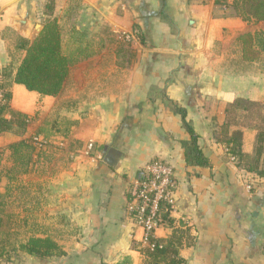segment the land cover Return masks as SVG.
I'll use <instances>...</instances> for the list:
<instances>
[{"label": "crops", "instance_id": "crops-1", "mask_svg": "<svg viewBox=\"0 0 264 264\" xmlns=\"http://www.w3.org/2000/svg\"><path fill=\"white\" fill-rule=\"evenodd\" d=\"M232 1L0 0V81L9 66L10 105L31 119L24 136L0 132V206L12 207L15 225L0 264H142L143 232L127 206L154 159L172 165L176 183L171 221L156 238L175 236L185 264H264V178L220 142L231 121L229 135L242 131V150L253 155L259 119L240 122L241 107L232 121L228 109L244 100L264 112V57L246 59L240 41L260 29L234 15ZM47 18L84 42L106 40L71 68L58 96L11 80L25 54L17 37L35 40ZM122 43L131 52L118 54ZM174 105L209 165L188 164L192 137ZM24 138L44 146L10 179L6 147ZM111 149L120 152L115 165ZM30 237L51 238L65 254L36 258L19 247Z\"/></svg>", "mask_w": 264, "mask_h": 264}, {"label": "trees", "instance_id": "trees-1", "mask_svg": "<svg viewBox=\"0 0 264 264\" xmlns=\"http://www.w3.org/2000/svg\"><path fill=\"white\" fill-rule=\"evenodd\" d=\"M232 13L241 17L249 23L264 22V0H233L230 4ZM106 39L113 41L112 33L104 31ZM83 35L76 29L69 33L65 38L64 33L58 24L56 18H47L44 27L35 40L30 41L28 38L18 36L16 39V48L24 51L25 54L20 61L15 75L11 77L12 83L24 85L30 91H36L42 95L58 96L67 81L71 68L78 62L86 60L106 46L105 38L97 41H83ZM243 47V53L246 59L255 60L264 57V29L257 30L255 33H247L240 37ZM129 43V42H127ZM131 52L125 48L124 43L120 44L117 53L125 54ZM10 67H6L3 72V79L10 78ZM0 81L4 89L6 103L0 105V132L12 133L18 136H24L31 122L30 117L11 107L12 92L10 84L4 80ZM245 103H249L246 105ZM248 101H236L231 107H234L232 121H235L237 112L236 108H243L245 115L252 117L257 115L259 120L256 146L254 154L244 153L242 150L243 132L240 130L233 131L229 135L231 121H228L222 127L223 138L220 142L224 144L230 155L236 161L237 165L245 171L264 178V115L256 114L251 110ZM233 110V108H232ZM174 111L181 114L185 128L191 134V142L187 147L186 160L189 165L205 166L209 165V160L203 155L202 149L198 143V135L192 125L187 121L186 110L178 105H174ZM234 113V114H233ZM262 114V113H261ZM40 132H45L42 128ZM43 142L35 141L33 138L21 139L10 143L6 150L11 154V159L15 163L14 169L9 170V178L15 171L25 172V167L29 164V154L38 149H42ZM3 151L0 150V156ZM3 204L0 206V249L12 247L15 245L12 230L14 222L12 214L5 212ZM165 222L171 221L169 213L163 214ZM19 247L28 254L44 259L52 256H62L64 251L56 241L51 238L30 237L25 242L20 243ZM181 243L171 236L167 241H162L154 236L149 237L148 244L141 248L144 257L142 264H185V259L180 254Z\"/></svg>", "mask_w": 264, "mask_h": 264}, {"label": "built area", "instance_id": "built-area-1", "mask_svg": "<svg viewBox=\"0 0 264 264\" xmlns=\"http://www.w3.org/2000/svg\"><path fill=\"white\" fill-rule=\"evenodd\" d=\"M124 37L130 40L132 36L125 34ZM4 103L5 93L0 85V105ZM175 184L172 165L160 159L150 161L146 173L136 181L127 210L135 225L142 229L144 245L165 222L163 214L170 212Z\"/></svg>", "mask_w": 264, "mask_h": 264}, {"label": "rangeland", "instance_id": "rangeland-1", "mask_svg": "<svg viewBox=\"0 0 264 264\" xmlns=\"http://www.w3.org/2000/svg\"><path fill=\"white\" fill-rule=\"evenodd\" d=\"M257 28H259L260 30L261 29H264V22H260V23H257L256 25H255ZM64 33V36H65V38H67V36H68V33L66 32V30L63 32ZM246 105H249V103H245ZM251 108V110H253L256 114H258L259 113V115L261 116V115H264V112L261 110V109H259L258 108V105H251L250 106ZM262 113V114H261ZM58 114H57V112L56 113H54L53 115H52V117H51V120H55V118H59L60 116H57ZM255 116V118H258V116L257 115H254ZM262 117V116H261ZM259 120H261V118H258ZM251 120V118H249L248 116H246L245 115V117H240L239 118V121L241 122L242 121V123H246V122H249ZM263 126H264V124H263ZM46 127H48L47 126V124H46ZM7 213H12V207H7Z\"/></svg>", "mask_w": 264, "mask_h": 264}, {"label": "water", "instance_id": "water-1", "mask_svg": "<svg viewBox=\"0 0 264 264\" xmlns=\"http://www.w3.org/2000/svg\"><path fill=\"white\" fill-rule=\"evenodd\" d=\"M120 156V152L115 150V149H111L109 156L107 157V163L109 165H115L118 158Z\"/></svg>", "mask_w": 264, "mask_h": 264}]
</instances>
